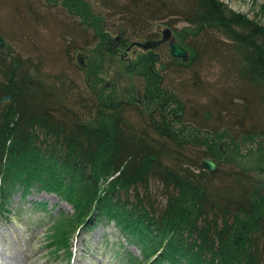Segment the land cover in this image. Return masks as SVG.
I'll list each match as a JSON object with an SVG mask.
<instances>
[{
	"label": "trees",
	"instance_id": "obj_1",
	"mask_svg": "<svg viewBox=\"0 0 264 264\" xmlns=\"http://www.w3.org/2000/svg\"><path fill=\"white\" fill-rule=\"evenodd\" d=\"M70 1L63 3L72 11ZM122 3L131 5L124 10L136 29L121 34L128 42L144 36L139 30L145 23L167 18L174 22L178 18L233 19L249 29L238 33L249 40L232 46L212 31L198 42L183 43L192 53L188 61L166 51L170 66L182 73L194 70L190 87L198 93L195 98H209L197 112L201 119L224 114L231 126L222 130L217 124L209 129L205 123L197 126L191 121L190 108L164 85L168 70L176 72L173 67L166 69L163 57L158 62L165 71L161 81L149 79L150 61L140 66L146 86L134 101L135 111L145 120L143 127L129 121L128 107L134 104L105 97L96 84L92 85L96 100L91 113L82 116L77 101L67 104L70 84L64 80L60 88L48 84L29 61L0 50V211L7 218L12 211L20 215L23 209H12L11 197L21 192L25 200L33 189L57 194L72 204L75 212L68 219L62 213L54 215L46 202L31 201L24 209L30 214L45 210L44 219L51 227L49 247L54 253L70 248L79 227L90 229L106 220L139 246L142 259L137 261L129 253L131 264H264V182L252 169L240 168L229 177L232 182L223 185L218 161L224 150L240 151V142L252 140L255 146L249 152L264 163V74L249 70L264 71V25L246 14L227 11L219 0ZM84 4L80 3L81 13L92 18L99 52L118 56L110 43L111 31ZM225 29L230 34L234 30L229 25ZM225 36L230 38L229 32ZM239 52H249L250 57L241 58ZM206 60L221 63L217 82L212 84L203 80L201 66ZM171 102L178 104V123H187L183 134L176 133L167 121L164 109ZM188 128L191 133L187 135ZM229 138L227 147L220 143ZM189 142L207 146H201L204 149L192 159L184 155ZM205 158L217 162L216 171L202 165ZM152 179L162 183L166 195L160 208L150 207L140 191V185L148 187Z\"/></svg>",
	"mask_w": 264,
	"mask_h": 264
},
{
	"label": "rangeland",
	"instance_id": "obj_2",
	"mask_svg": "<svg viewBox=\"0 0 264 264\" xmlns=\"http://www.w3.org/2000/svg\"><path fill=\"white\" fill-rule=\"evenodd\" d=\"M219 1L227 6V11L233 10L246 14L248 18L264 25V0ZM122 2L124 0H71L70 3L74 5L71 11L63 0H0V34L5 39V47L0 50H4L5 54L20 56L23 60L29 61L33 65L31 67L38 69L39 74L48 84L58 88L61 86V80H64L67 86L70 84L72 92L70 96L68 95L67 104L72 106L71 102L77 101L80 107L77 109H80L82 116L85 113L88 114L86 111L91 113V106L96 100L92 89L93 84L99 88L102 87L105 97L111 96L112 100L134 101L136 89L143 90L146 86L142 68L136 71L131 69L133 68L131 66L128 70L129 62H124L119 56L106 51L100 53V40L96 37L92 18L89 20L86 14H82L83 9L80 6V3H86L84 5H88L94 15L96 13L102 18L103 23H101L105 29L111 31L113 37H117L125 31L135 32L136 30L135 26L127 21L129 17L124 10L125 7L130 9L131 5L122 6ZM231 23L229 27L234 28L232 36L236 41L244 43L243 41L249 40L238 34L249 31L248 28H243L238 22H236L237 25L234 24L233 19ZM186 24L182 22L181 26ZM154 29L155 23L151 22L145 23V26L138 30L140 34L145 35L153 32ZM261 38L262 35H260ZM119 50L123 52L124 45H120ZM135 51L136 53L129 54L132 63L142 60L150 53L140 48H135ZM159 51L165 55L163 58L167 62L166 69L171 70L173 66L169 63L172 60L166 52L168 50L162 47ZM247 54L250 53L242 55L245 58L250 57ZM219 64L221 63L217 60H206L202 64L203 80L206 83L217 82L216 76L221 67ZM155 67L157 71L162 69L161 73L165 74L159 63ZM191 67H193L192 64ZM172 70L176 74L168 70L164 85L178 93L184 104L190 108L192 122L195 121L197 126H204L202 124L205 123L209 129L217 124L221 125L222 130L231 126L230 120L226 119L224 114L218 117L216 113L209 118L204 115L206 120L203 121L202 114L198 115L197 112L200 113L201 103L205 105L209 103V98H195L198 93L190 87L194 77L190 73L194 74V70L191 68L183 73L174 67ZM249 70L256 75L264 74V71L260 69ZM211 92L215 94L214 89ZM128 108L129 121L134 125L143 126L145 120L143 121L135 111V104ZM184 117L187 118L185 114ZM179 126L180 124H176L175 128ZM220 143L227 147L231 139L229 138L228 142L225 139ZM239 144L240 151L224 150L218 160L222 166L220 177L225 179L221 183L224 185L232 182L229 177L234 176L236 169L240 168L252 169V172L264 182V163L259 161L255 152L248 150L254 148L255 144L252 145V140ZM188 146L189 150L185 151L184 155L193 159L204 149L201 146L207 145L189 142ZM162 188V183L155 179L151 180L148 187L140 185V191L148 198L146 199L150 207L160 208L165 204L166 195ZM21 196V192L13 194L10 204L12 209H23L20 215L17 213L18 216H14L12 211L10 218H7L6 212L0 211V264H131L129 253L135 256L137 261L142 259L139 246L127 240L114 222L106 220L90 229L79 227L71 238L70 248L58 249L54 253V248L52 250L49 247L51 227L44 219L45 210H36L30 214L24 212V209L29 207L31 201L46 202V207L54 215L62 213L68 219L75 212L73 205L60 199L57 194L34 189L25 200Z\"/></svg>",
	"mask_w": 264,
	"mask_h": 264
},
{
	"label": "flooded vegetation",
	"instance_id": "obj_3",
	"mask_svg": "<svg viewBox=\"0 0 264 264\" xmlns=\"http://www.w3.org/2000/svg\"><path fill=\"white\" fill-rule=\"evenodd\" d=\"M177 18V17H175ZM177 20V19H175ZM182 22H186V25H182ZM155 29L153 32H149L147 35H144L142 37H139L138 39H135L132 43L125 41V37H122L121 35L114 37L112 40H110L113 44V51L117 52V55L120 57V59L124 62H129V65H127V69L129 70L131 66H133V68L131 67V69H135L136 71L140 68V66L145 63L146 61H150V69L152 70V72L149 73V79L152 81L153 79H157L159 78V81H161V78L164 76L162 72V69H159V71L156 70V64L159 62V60H161V58L163 57V53H161V51H159L160 48H165V49H170L171 52V46H170V42L169 41H162L161 43L157 44L155 47L150 48V49H144L141 46L138 45H132L134 42H147V41H156V40H161L165 37V31L167 29H170V37H174L177 41H179L182 45L183 43H189V41H193L194 39L198 42L201 38H203L204 33L206 34V32L208 31H212V32H218L219 34V39L222 38L223 42L229 43L232 45H234L235 43L237 44L238 41H236V39L232 36V33L230 34V30L225 29V26L232 24L231 20L230 21H223V20H193V18H187L185 19H179L177 21H172L171 18L168 20L167 19H159L156 20L155 22ZM234 24L237 25L236 21H234ZM236 25H234V27H236ZM205 27V28H204ZM204 28V29H203ZM203 29V30H201ZM225 32H229V37L230 38H226L225 36ZM120 43H122L124 45V50L123 52H120L121 50H119V46ZM132 45V46H131ZM184 46V45H183ZM185 47V46H184ZM135 48H140L143 49L145 52H150L149 54H147L142 60H139L138 62L132 63L129 57L130 52L136 53ZM186 48V47H185ZM189 52V59L192 57V53L190 51V49L186 48ZM172 54V53H171ZM243 53L239 52V56H241ZM243 57V55H242ZM241 57V58H242ZM177 58V57H176ZM180 59V58H179ZM143 71V69H142ZM144 72V71H143ZM144 76V82L146 81V75L143 73ZM144 91V87L143 90H141L140 88L135 91V95H134V100H136V98L139 97L140 92ZM128 103L131 104H136L135 101H129L127 100ZM178 108V104L176 102H171L169 103V105L165 106L164 109V113L167 117V121L171 124V128L173 130H175L176 133H180L183 134L185 127H187V123H181L180 122V126L177 128H175L176 124L178 123V118H177V114L175 113V111ZM158 113H161V108L158 109ZM180 115V114H179ZM173 120L175 122H173ZM191 133V129L188 128V132L186 133L187 135Z\"/></svg>",
	"mask_w": 264,
	"mask_h": 264
},
{
	"label": "water",
	"instance_id": "obj_4",
	"mask_svg": "<svg viewBox=\"0 0 264 264\" xmlns=\"http://www.w3.org/2000/svg\"><path fill=\"white\" fill-rule=\"evenodd\" d=\"M170 29L165 31V37L161 40L156 41H147V42H134L132 45L141 46L144 49H150L155 47L157 44L161 43L162 41H169L171 46V53L174 57L181 58L184 61L189 60V52L188 50L174 37H170ZM131 45V46H132ZM5 47V39L0 34V49ZM82 62V58H80ZM202 165L211 172H214L218 168L217 162L212 159L205 158L202 160Z\"/></svg>",
	"mask_w": 264,
	"mask_h": 264
}]
</instances>
